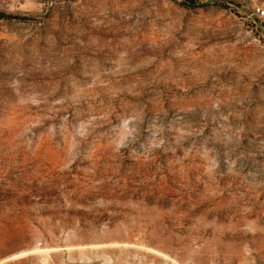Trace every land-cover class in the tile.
Returning a JSON list of instances; mask_svg holds the SVG:
<instances>
[{"label":"rangeland","instance_id":"1","mask_svg":"<svg viewBox=\"0 0 264 264\" xmlns=\"http://www.w3.org/2000/svg\"><path fill=\"white\" fill-rule=\"evenodd\" d=\"M259 0H0V264H264Z\"/></svg>","mask_w":264,"mask_h":264},{"label":"built area","instance_id":"2","mask_svg":"<svg viewBox=\"0 0 264 264\" xmlns=\"http://www.w3.org/2000/svg\"><path fill=\"white\" fill-rule=\"evenodd\" d=\"M254 14L259 21L264 23V0H259L254 6Z\"/></svg>","mask_w":264,"mask_h":264},{"label":"trees","instance_id":"3","mask_svg":"<svg viewBox=\"0 0 264 264\" xmlns=\"http://www.w3.org/2000/svg\"><path fill=\"white\" fill-rule=\"evenodd\" d=\"M0 16H3V17H11V15H8V14H5V13H0Z\"/></svg>","mask_w":264,"mask_h":264}]
</instances>
